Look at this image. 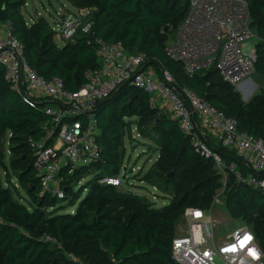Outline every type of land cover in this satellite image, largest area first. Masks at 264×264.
Wrapping results in <instances>:
<instances>
[{
	"label": "trees",
	"instance_id": "obj_1",
	"mask_svg": "<svg viewBox=\"0 0 264 264\" xmlns=\"http://www.w3.org/2000/svg\"><path fill=\"white\" fill-rule=\"evenodd\" d=\"M68 1L76 9H92L94 25L90 34L78 33L60 47L46 19L27 23L22 12L26 0H0V23L22 44L25 62L39 76L58 77L66 91L76 92L86 84L87 72L100 66L95 40L120 43L128 53L144 55L142 69L169 72L178 90L186 88L234 118L239 131L264 139V95L243 101L214 68L190 75L167 55L166 29L183 21L189 0ZM247 3L249 25L257 35L254 72L264 75V0ZM54 105L47 97L16 92L0 64V264H178L171 255L175 221L186 208L210 209L224 172L194 152L170 113L151 108L146 92L124 85L92 110L100 158L71 175L61 171L63 197L42 193L33 169L34 144L44 138L43 125L50 119L46 108ZM132 115L140 118L132 122L137 132L157 152L141 178L166 194L168 202L160 207L107 182L120 174V146L126 117ZM213 148L241 174L238 179L228 172L227 206L251 227L264 263V192L245 183L251 170L234 150ZM86 176L91 179L75 191ZM13 178L26 196H20ZM78 200L75 210H68Z\"/></svg>",
	"mask_w": 264,
	"mask_h": 264
},
{
	"label": "built area",
	"instance_id": "obj_2",
	"mask_svg": "<svg viewBox=\"0 0 264 264\" xmlns=\"http://www.w3.org/2000/svg\"><path fill=\"white\" fill-rule=\"evenodd\" d=\"M26 5V3H25ZM92 9H77L60 19L56 35L66 43L78 33L93 29ZM31 20L27 23H33ZM247 0H189L188 11L176 27L167 55L181 63L187 74L214 68L222 80L233 86L246 81L254 72L256 33L251 29ZM172 27V26H170ZM100 66L87 72V82L76 92H68L58 77L46 80L25 62L23 47L8 25L0 30V64L12 88L26 97H47L55 102L46 108L50 119L44 126V138L34 144L33 169L39 177L42 193L64 196L61 171L67 175L100 158L96 142L99 130L92 115L94 106L115 89L130 85L156 97L182 131L190 137L196 154L210 158L224 174L240 179L236 164L225 165L213 145L234 150L251 173L245 183L264 192V139L237 128V121L200 100L186 88L178 90L172 75L141 68L144 55L130 54L120 43L95 40ZM249 43H254L250 48ZM153 100V99H152ZM118 177H109L114 186ZM186 231L174 236L171 255L178 264H264L263 255L250 226L244 225L226 237L215 240L212 220L202 209L186 208ZM79 262L73 254H68ZM82 264V263H81Z\"/></svg>",
	"mask_w": 264,
	"mask_h": 264
},
{
	"label": "rangeland",
	"instance_id": "obj_3",
	"mask_svg": "<svg viewBox=\"0 0 264 264\" xmlns=\"http://www.w3.org/2000/svg\"><path fill=\"white\" fill-rule=\"evenodd\" d=\"M22 12L27 22L31 20L35 21L37 17H42L46 19L55 30H58L61 16H68L69 13L75 14L77 9L74 8L68 0H26V5L23 7ZM5 28L6 24L0 23V30ZM175 30L176 27H167V34L165 37L166 44L173 41ZM55 38L58 46L61 47L64 45V40L58 35H56ZM252 45L254 46V43H249L248 47L250 48ZM234 88L240 93L243 101H248L256 94L264 95V75L253 72L246 81L238 86H234ZM152 99L150 98L151 108L166 110L159 99L156 97H152ZM126 120L128 124L125 129L123 144L120 146V150L122 151L120 168L121 183L118 187L120 190H128L135 193L145 203L149 202L156 207H160L168 202V199L165 198L166 194L163 193L160 188L142 181L141 178L144 173L152 167L157 157V152L150 147L151 145L148 140L141 137L135 125L132 124L133 121H139L140 118L137 115H132L126 117ZM0 174L3 176V172ZM123 176L125 180L122 179ZM228 178V174H223L220 180V186L215 190V197L211 208L204 210L206 216L212 220V234L215 240L226 237L236 228L246 225L245 221L239 216H235L234 212L228 209L226 188ZM89 179H91V176L83 178L80 183L74 187V190L77 191L78 188L88 182ZM12 180L18 188L20 196H26V193L19 187L18 181L15 178ZM80 200L68 210H75ZM186 228L184 214H181L175 221L173 236L185 233Z\"/></svg>",
	"mask_w": 264,
	"mask_h": 264
},
{
	"label": "water",
	"instance_id": "obj_4",
	"mask_svg": "<svg viewBox=\"0 0 264 264\" xmlns=\"http://www.w3.org/2000/svg\"><path fill=\"white\" fill-rule=\"evenodd\" d=\"M63 17H64V16L62 15V16H61V19H63ZM123 178H124V176H123Z\"/></svg>",
	"mask_w": 264,
	"mask_h": 264
},
{
	"label": "bare ground",
	"instance_id": "obj_5",
	"mask_svg": "<svg viewBox=\"0 0 264 264\" xmlns=\"http://www.w3.org/2000/svg\"><path fill=\"white\" fill-rule=\"evenodd\" d=\"M165 51H166V47H165Z\"/></svg>",
	"mask_w": 264,
	"mask_h": 264
},
{
	"label": "crops",
	"instance_id": "obj_6",
	"mask_svg": "<svg viewBox=\"0 0 264 264\" xmlns=\"http://www.w3.org/2000/svg\"><path fill=\"white\" fill-rule=\"evenodd\" d=\"M156 207V206H155Z\"/></svg>",
	"mask_w": 264,
	"mask_h": 264
}]
</instances>
